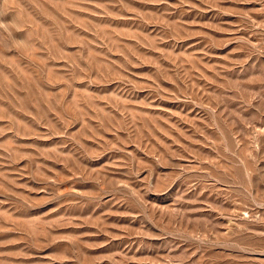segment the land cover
Returning a JSON list of instances; mask_svg holds the SVG:
<instances>
[{"label": "rangeland", "instance_id": "rangeland-1", "mask_svg": "<svg viewBox=\"0 0 264 264\" xmlns=\"http://www.w3.org/2000/svg\"><path fill=\"white\" fill-rule=\"evenodd\" d=\"M0 264H264V0H0Z\"/></svg>", "mask_w": 264, "mask_h": 264}]
</instances>
